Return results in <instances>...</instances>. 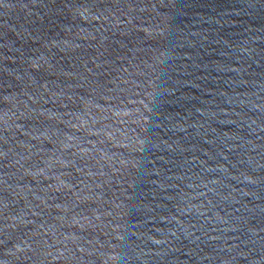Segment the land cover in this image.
<instances>
[{"label":"water","instance_id":"obj_1","mask_svg":"<svg viewBox=\"0 0 264 264\" xmlns=\"http://www.w3.org/2000/svg\"><path fill=\"white\" fill-rule=\"evenodd\" d=\"M0 264H264V0H0Z\"/></svg>","mask_w":264,"mask_h":264}]
</instances>
